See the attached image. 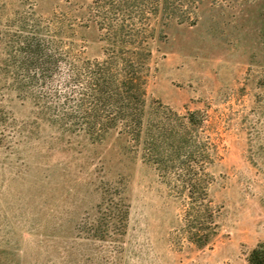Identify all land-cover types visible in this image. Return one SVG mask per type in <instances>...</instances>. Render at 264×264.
Listing matches in <instances>:
<instances>
[{
  "label": "rangeland",
  "instance_id": "rangeland-1",
  "mask_svg": "<svg viewBox=\"0 0 264 264\" xmlns=\"http://www.w3.org/2000/svg\"><path fill=\"white\" fill-rule=\"evenodd\" d=\"M155 1L133 0L125 23L143 39L156 26L149 125L170 135L188 114L203 115L198 130L185 132L189 147L166 146L169 165L194 152L192 168L161 175L118 133L93 143L82 132L30 126L29 103L1 85L13 121L0 126V264H247L264 244V0H171L175 13L154 21ZM113 2L0 0V29L26 12L54 13L84 30L79 51L100 60L98 30L122 18ZM176 179L207 182L218 226L207 223L212 239L203 249L187 240L189 200ZM119 180L130 204L126 235L87 238L80 224L95 214L101 188Z\"/></svg>",
  "mask_w": 264,
  "mask_h": 264
},
{
  "label": "trees",
  "instance_id": "trees-1",
  "mask_svg": "<svg viewBox=\"0 0 264 264\" xmlns=\"http://www.w3.org/2000/svg\"><path fill=\"white\" fill-rule=\"evenodd\" d=\"M132 1L113 2L112 10L122 18H116L115 24L110 22V30H98L100 60H91L79 51L84 30L54 13L35 17L26 12L10 25L5 24L0 29V86L8 95L29 103L34 114L30 126H59L63 134L70 135L82 132L93 143L118 133L135 142L144 165L154 167L161 175L182 166L188 171L195 161L194 152L179 166L169 165L166 146L171 150L182 145L187 148L190 142L185 132L198 130L203 115L193 112L185 116L182 126L172 131L174 136L167 135L164 126L149 125L146 85L153 50L148 40L155 36L156 26L144 39L128 29L125 16L132 12ZM153 5L154 21L178 9L171 0H156ZM8 119L13 121L0 102V126ZM192 180L176 179L189 200L183 224L187 240L203 249L212 239L208 224H218L206 201L207 182L204 180L203 186L199 180ZM129 214L125 183L119 180L107 184L101 188L95 214L83 219L80 232L87 238L121 242L127 233ZM247 264H264V244L250 251Z\"/></svg>",
  "mask_w": 264,
  "mask_h": 264
}]
</instances>
